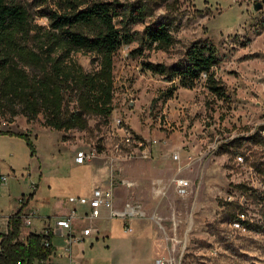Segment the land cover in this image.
I'll list each match as a JSON object with an SVG mask.
<instances>
[{
    "label": "rangeland",
    "instance_id": "rangeland-1",
    "mask_svg": "<svg viewBox=\"0 0 264 264\" xmlns=\"http://www.w3.org/2000/svg\"><path fill=\"white\" fill-rule=\"evenodd\" d=\"M12 1L28 13V47L36 50L50 30L46 13L61 11L58 0ZM119 1L145 5L143 23L130 27L138 34L144 24L167 18L173 44L138 54L132 53L138 46L132 42L115 53L107 124L90 116L86 130L64 132L43 127L41 115L31 122L21 115L0 116V131L27 133L34 144L30 154L22 139L0 135V170L14 169L0 193V215L12 213L34 182L38 188L30 209L42 217L66 214L71 207L64 213L61 202L78 209L69 193L111 188L118 205L141 204L144 218L162 236L165 254L178 264H264L263 0ZM204 39L217 47L219 61L211 73L225 98L208 91L202 73L192 88L178 87L163 100L169 82L142 69L141 62L171 64L191 42ZM71 58L85 71L95 69L98 60L83 51ZM79 151L87 156L82 162L75 159ZM176 177L190 180L183 194L173 185ZM239 213L245 216L242 227L233 223ZM36 215L32 225L38 232ZM104 241L94 243L89 264H113ZM143 248L139 240L126 251L140 258L147 253Z\"/></svg>",
    "mask_w": 264,
    "mask_h": 264
},
{
    "label": "trees",
    "instance_id": "trees-1",
    "mask_svg": "<svg viewBox=\"0 0 264 264\" xmlns=\"http://www.w3.org/2000/svg\"><path fill=\"white\" fill-rule=\"evenodd\" d=\"M61 11L46 13L50 30L34 50L26 9L12 0H0V116H23L27 122L41 115L42 126L56 131L86 130L88 118L108 123L113 99V58L123 46L137 42L132 53L142 49L167 50L173 44L167 18L143 25L141 32L130 27L143 23L147 10L140 2L119 0H58ZM74 51L97 56L96 68L85 71L71 58ZM219 61L217 47L208 39L193 41L181 58L171 64L142 61V69L162 76L169 86L163 100L178 87L192 88L200 74L205 87L224 99L223 87L211 73ZM0 134L22 138L34 153L27 133L9 130ZM258 134H252L246 139ZM30 197V196H29ZM27 199L21 196L18 209L8 217L7 230L0 234V264H34L51 257L53 235L23 232L22 216ZM236 218H233V222Z\"/></svg>",
    "mask_w": 264,
    "mask_h": 264
},
{
    "label": "crops",
    "instance_id": "crops-1",
    "mask_svg": "<svg viewBox=\"0 0 264 264\" xmlns=\"http://www.w3.org/2000/svg\"><path fill=\"white\" fill-rule=\"evenodd\" d=\"M0 135H8V134H0ZM8 136H15V135H8ZM9 168L10 170L6 172L0 170V173L6 175L13 174L14 169H12V167ZM33 184L35 188L32 189V192H28L27 194L20 195L26 197V199L28 200L23 208V212H25L24 210L26 209H30L31 206L34 205L33 199L38 188V183L34 182ZM4 188H2L1 191H3ZM95 188L97 187H93L88 193H84V191L78 194L69 193V196L74 195L75 197L77 196L87 197L92 194ZM63 192H67V191L63 190ZM61 204L64 205L65 208ZM61 204L59 206V210L64 209L63 211L64 213H66L67 208L72 207L65 202L64 203L61 202ZM123 205L124 203L122 205H118V200H114V206L116 208H122ZM18 207H19V203L12 213L7 214L6 216L0 215V234H4L6 232L8 217L11 214H13L18 209ZM77 210L81 214L83 212H86L87 208L84 206H79ZM36 216L37 218L40 219V223H41V228L39 229V231L37 232L34 229V224L32 225V221H31L30 227L28 228L23 227L22 234H26L29 232L40 233L43 229L45 219L50 217V216L42 217L39 215ZM72 225H73V234L75 235H78L81 229L87 227H95L98 230L96 233H89L85 235L82 241L72 244L70 249V254L75 264H89V260L91 259L90 251L93 248L94 243H96L99 239L106 240V243L104 241L106 248V250H104V253L106 254V257H108L107 259H111L114 261L113 264H155L156 259L167 257V255L164 252L165 249L163 250L164 244H163L162 236L160 237L157 231L152 228L151 223L147 219H145L144 216L131 217L127 220L125 219L121 220V218H111L107 215L106 211H103L99 218H95V219L78 218L73 221ZM126 226L131 228L130 232L125 230ZM139 240H142V242H144L143 249H146L147 253L146 256L137 258L132 251H126V246L128 247V249L132 250L134 245H136ZM51 242L54 247V252L50 258L65 261L68 252L66 250V243L64 239H62L59 236H53Z\"/></svg>",
    "mask_w": 264,
    "mask_h": 264
},
{
    "label": "built area",
    "instance_id": "built-area-1",
    "mask_svg": "<svg viewBox=\"0 0 264 264\" xmlns=\"http://www.w3.org/2000/svg\"><path fill=\"white\" fill-rule=\"evenodd\" d=\"M264 112V106H263ZM125 142H129V138H125ZM153 143H156L155 141ZM142 156L144 158L148 157L146 151L143 152ZM87 156L79 151L76 154V161L82 162L86 159ZM172 158H177V154H172ZM236 160L238 162H242L243 158L241 155L236 156ZM8 181V175L0 173V191L2 188L6 186ZM173 185L176 191L180 194L186 192L187 189L190 187V180L182 177H176L172 179ZM126 186H130L131 182L123 181L122 182ZM34 184L31 183V189H34ZM70 202L76 203L79 206H84L87 208L86 212L79 213L77 207L74 205L70 208V210L62 215V216H50L45 219L44 226L42 229V233L44 234H51L53 236H59L64 239L66 243V250L68 255L66 256L65 261H61L58 259L48 258L46 260H41L34 264H75L71 258L70 249L72 244L76 242H80L83 240L84 236L89 233H96L98 230L95 227H87L80 230L78 235L73 234V221L78 218H85V219H95L99 218L103 211H106L107 215L111 218H123L128 219L130 217H142L144 216V210L142 209L141 205L137 202L131 203L127 201L124 203L122 208H116L114 206V196L111 188H95L90 196H77V197H70L68 198ZM20 200H18L19 202ZM36 215L34 210H28L24 212L22 216V225L23 227H30L31 221L33 217ZM53 220L50 222V220ZM238 227H242L245 224V216L243 213L237 214V219L235 222ZM125 230L130 232L131 228L128 226L125 227ZM155 264H178L177 261L172 256H167L164 258L156 259Z\"/></svg>",
    "mask_w": 264,
    "mask_h": 264
},
{
    "label": "water",
    "instance_id": "water-1",
    "mask_svg": "<svg viewBox=\"0 0 264 264\" xmlns=\"http://www.w3.org/2000/svg\"><path fill=\"white\" fill-rule=\"evenodd\" d=\"M263 2H264V0H263ZM261 7V4L260 3H256L255 5H254V9H259Z\"/></svg>",
    "mask_w": 264,
    "mask_h": 264
}]
</instances>
